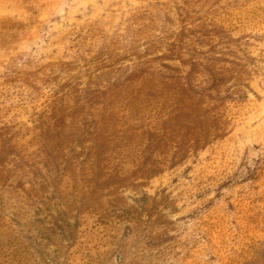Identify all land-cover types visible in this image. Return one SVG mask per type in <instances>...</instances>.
I'll list each match as a JSON object with an SVG mask.
<instances>
[{
  "label": "rangeland",
  "instance_id": "rangeland-1",
  "mask_svg": "<svg viewBox=\"0 0 264 264\" xmlns=\"http://www.w3.org/2000/svg\"><path fill=\"white\" fill-rule=\"evenodd\" d=\"M0 264H264V0H0Z\"/></svg>",
  "mask_w": 264,
  "mask_h": 264
},
{
  "label": "trees",
  "instance_id": "trees-1",
  "mask_svg": "<svg viewBox=\"0 0 264 264\" xmlns=\"http://www.w3.org/2000/svg\"><path fill=\"white\" fill-rule=\"evenodd\" d=\"M151 72L155 73L156 71H151ZM94 144L96 145V149L94 147L91 153L90 152L87 153V161L89 160V162H91L90 163L91 166L95 167V168H93V170L97 169V171L99 172L100 171V165L103 162V159L100 156V154H102V151L100 149L106 147V143L104 144L103 142H99V143L94 142ZM66 155L68 158H65V155H64L63 160H62V172H64L66 170V168L68 166H70L73 162H76L75 154H74L73 150H70V152L67 153ZM93 176H96V172H95V174H93ZM94 190L95 189L91 190V192H94Z\"/></svg>",
  "mask_w": 264,
  "mask_h": 264
}]
</instances>
